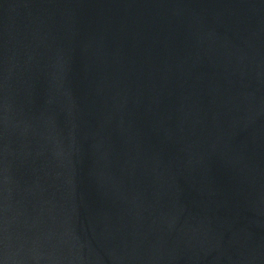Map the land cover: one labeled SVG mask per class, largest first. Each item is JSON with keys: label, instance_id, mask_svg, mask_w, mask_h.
Instances as JSON below:
<instances>
[{"label": "water", "instance_id": "95a60500", "mask_svg": "<svg viewBox=\"0 0 264 264\" xmlns=\"http://www.w3.org/2000/svg\"><path fill=\"white\" fill-rule=\"evenodd\" d=\"M0 264H264V0H0Z\"/></svg>", "mask_w": 264, "mask_h": 264}]
</instances>
